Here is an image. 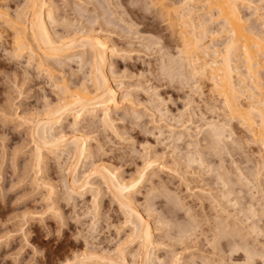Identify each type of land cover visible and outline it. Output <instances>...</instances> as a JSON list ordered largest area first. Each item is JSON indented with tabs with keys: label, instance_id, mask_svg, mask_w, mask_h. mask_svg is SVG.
I'll return each mask as SVG.
<instances>
[{
	"label": "rangeland",
	"instance_id": "374dc122",
	"mask_svg": "<svg viewBox=\"0 0 264 264\" xmlns=\"http://www.w3.org/2000/svg\"><path fill=\"white\" fill-rule=\"evenodd\" d=\"M146 1L96 0L97 11L91 0H50L52 33L72 36L91 28L107 42L108 52L113 50L106 70L117 106L111 107L110 126L100 122L97 111L93 120L83 119L75 127L86 136L90 153L79 164L76 177L88 176L99 165L126 184L145 173L131 193L151 228L155 264H264L260 148L250 132L228 116L209 81L170 68L172 59H181V43L157 6ZM24 2L0 0L12 14ZM248 2L241 6L242 16L256 32L264 33V20L259 18L264 15V0ZM4 34L0 35V264H119L121 251L126 264H141L136 232L98 176L86 177L87 187L69 191L71 157L64 151L46 153L38 169L30 121L48 104L58 103L62 84L58 75L52 81L27 64L26 57L13 56ZM223 36L215 37L219 50ZM72 55L85 59L89 52ZM62 61L71 66L67 72L75 73L67 77L68 85L84 81L85 68L78 71L77 63ZM260 77L264 86V72ZM73 119L68 116L57 131L72 136ZM213 122L230 126L222 145L213 143L217 141L207 128Z\"/></svg>",
	"mask_w": 264,
	"mask_h": 264
},
{
	"label": "bare ground",
	"instance_id": "6f19581e",
	"mask_svg": "<svg viewBox=\"0 0 264 264\" xmlns=\"http://www.w3.org/2000/svg\"><path fill=\"white\" fill-rule=\"evenodd\" d=\"M91 1L95 4L93 9H99L98 2ZM145 1L143 0L144 3ZM149 1L157 6L158 14L165 18L167 25L176 30L177 38L181 43L180 62L170 59V68L174 66L173 71L177 69L181 75L186 74L185 76L188 75L189 78L209 81L212 91H215L220 98L228 116L238 120L250 132L252 140L258 144L260 155H262L261 170L264 174V92L262 91L264 86H261L263 81L262 76L260 77V73L264 72V33L256 32L241 14V6L249 0H182L179 4L169 0ZM50 3V0H25L13 14L9 12L6 4L0 3V33H5V37L9 38L13 56L18 59L26 57L27 64H32L39 72L50 76L52 81H55L54 78L58 75L59 82L62 84L59 88V82H56L61 91L58 103L52 106L48 104L43 113L36 116L37 119L30 121L29 136L35 151L36 165L40 170L46 153L67 152L71 157V165L68 169L72 178L69 185L71 192L86 186L88 183L85 181L93 174L98 176L111 193L118 208L125 214V218L133 228L132 232L134 233L133 230L136 232L134 237L136 236L142 247L141 264H155L152 248L156 243L153 241L151 228L137 210L131 193L132 189L137 187L146 176L145 173H140L136 183H130L131 185L126 184L125 180L116 173H109L107 167L102 165L94 167L91 175L86 176L87 178L83 177L84 174L81 176L82 179L76 177L79 164L84 159L90 158V153L86 136L80 134L81 132L75 127L83 119L93 120L97 111L101 113L100 122L104 126L109 125L112 121L111 107L115 109L117 106L116 91L108 80L106 70L113 50L108 52L107 42L94 34L91 28L85 31L80 29L72 36H57L52 33L49 26L53 19L51 17L53 8ZM254 12L257 14L259 8H256ZM263 16L260 15L259 18L264 20ZM208 23L218 28L214 29V26V28H208ZM171 31L174 32L173 29ZM220 34H224L226 40L224 39L221 44L223 47L219 50V45L217 46L214 42L215 37H219ZM76 51H88L89 56L85 59L82 56L73 58L72 54ZM63 59L77 63L78 71L86 69L87 74H83L84 81L71 82V85H68L70 81L67 77L74 76L75 73L66 71L71 66L63 62ZM68 116L74 118L73 123L69 124L73 129L70 137L63 130L57 131L61 129V125ZM209 125L207 128H211L212 138L217 141L213 143L223 141L224 132L230 126L226 128L225 123L219 124L220 126L215 123ZM78 179L81 183H78L80 182ZM122 252L119 254L122 257L120 259L122 262L119 264H126ZM262 256L264 258V254Z\"/></svg>",
	"mask_w": 264,
	"mask_h": 264
}]
</instances>
